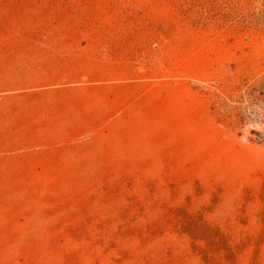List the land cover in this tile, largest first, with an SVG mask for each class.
I'll return each mask as SVG.
<instances>
[{"label":"rangeland","instance_id":"rangeland-1","mask_svg":"<svg viewBox=\"0 0 264 264\" xmlns=\"http://www.w3.org/2000/svg\"><path fill=\"white\" fill-rule=\"evenodd\" d=\"M0 264H264V0H0Z\"/></svg>","mask_w":264,"mask_h":264}]
</instances>
